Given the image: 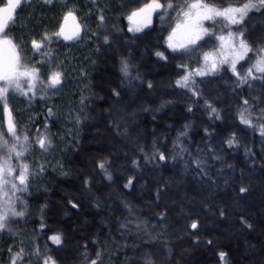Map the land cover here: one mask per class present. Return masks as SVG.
Returning a JSON list of instances; mask_svg holds the SVG:
<instances>
[{"label":"trees","instance_id":"16d2710c","mask_svg":"<svg viewBox=\"0 0 264 264\" xmlns=\"http://www.w3.org/2000/svg\"><path fill=\"white\" fill-rule=\"evenodd\" d=\"M30 1L35 12L49 15L46 22L53 32L68 10L80 17L85 28L77 41L85 51L80 63L86 82L73 91L68 116L37 97L35 103L43 108L38 118L17 124L18 135L30 138V151L11 163L27 164L30 174L25 188L13 197L15 210L24 216L11 217L0 230V264H10V256L21 248L23 264H35L29 257L37 246L58 264H89L98 251L103 253L102 264H143L146 253L155 264H264V140L259 130L264 119H257L264 116V106L253 99L264 97L259 74L255 81L239 84L223 65L214 74L192 78L190 87L199 95L177 87L176 80L185 74L177 65L189 71L201 67L202 53L219 46L212 39L183 56L165 51L185 0H175L177 8L163 24L154 14L152 24L139 32L129 31L137 22L127 17L149 0ZM206 2L222 6L221 0ZM234 2L223 0V5ZM204 26L217 35L245 30L257 44L264 38V15L258 12L251 13L242 28H225L223 33L222 22ZM11 37L21 49V63L40 68L32 65L13 33ZM64 40L55 35V41ZM183 40L178 32L175 42ZM157 51L164 52L167 61L157 57ZM255 58L250 55L237 70L244 74ZM123 61L129 64L128 76L121 72ZM45 70L50 74L60 67L50 61ZM47 81V75L39 77L38 91ZM244 99L255 129L238 118ZM38 130L51 141L46 150L36 143ZM232 133L237 143L229 146L226 140ZM158 153L167 159L159 160ZM101 162L107 175L98 167ZM129 180L132 184L125 187ZM241 187L247 191L241 193ZM193 221L197 230L191 229ZM56 233L62 234V247L48 239ZM221 252L226 253L224 259Z\"/></svg>","mask_w":264,"mask_h":264},{"label":"snow or ice","instance_id":"6c2138e0","mask_svg":"<svg viewBox=\"0 0 264 264\" xmlns=\"http://www.w3.org/2000/svg\"><path fill=\"white\" fill-rule=\"evenodd\" d=\"M52 0H46V3H51ZM94 2V0H93ZM222 6H217L214 3H208L206 0H185V3L179 7L177 12L178 23L172 28L169 35L166 37L167 48L171 49L172 54H178L180 56L190 54L196 51L202 43H207L209 40L215 39L218 41L219 46L212 51H205L202 53L203 65L194 70H187L186 65H177L180 69H185V74L176 80V86L180 88H188L193 92V95H199L194 88L190 85L194 83L193 77L200 76L205 77L208 74L218 72L223 65H227L231 70L232 74L237 78L239 84H247L250 81H255L259 74L262 81H264V38H260V43L257 44L254 40L248 39V32L245 30L231 31L228 30L227 34L217 35L215 30H211L205 27V22H209L215 26L217 23H223L225 27L219 29L221 33L225 31V28H242L247 19H250V14L258 12L264 15V0H236L234 3H228ZM22 6V0H6L2 6H0V51L7 53L5 56H0V102L3 104V113L6 121V132H0V230H4L11 217H23V212H17L16 204L13 197L15 193L25 188L30 174V169L27 164H17L15 167L11 161H22L25 159L26 154L30 151V138L27 135L21 137L18 135L17 122L13 119L12 109L9 108L7 103L9 96H15L16 94L27 96L29 93L35 95V86L39 77L47 75L49 80V87L56 88L57 85H61L63 73L60 71L47 70L41 71L44 68L45 63L50 62V56L46 53L45 60L38 61L41 65L40 68L29 67L21 63V57L17 52L16 45L12 38H9L7 31L9 27L17 23L14 19V13L19 7ZM67 7V5H64ZM177 3L175 0H149L142 7L137 8L128 15L130 22H137L135 29L129 28V31H141L142 28L148 27L153 22V15H159L161 23L170 16L173 10H176ZM64 24L60 26L58 32L54 33L56 36H63L65 40L77 39L81 36L82 27L79 23H76L75 11L70 9L64 14ZM71 20L73 27L71 30H66L65 24ZM100 22H103L104 16L99 17ZM99 32V29H98ZM178 32L184 34V40L181 43L175 42V37ZM97 38L99 35L97 34ZM51 40V36L48 33H44L40 40L32 39L31 49L34 53H39L44 47L46 42ZM104 43L109 42V36H103ZM180 49L181 51H178ZM155 55L165 61L168 57L164 55V52L157 51ZM254 55L256 58L252 62L244 74H241L237 69L238 65L242 67V63H248V57ZM121 72L125 76L129 75V64L123 61L121 64ZM26 85V88L24 87ZM149 84V88H151ZM119 95V93H115ZM253 99H259L260 105L264 106V97H254ZM207 107L211 109V113H215L219 118L217 109L206 101ZM243 107L238 112V118L240 123L255 129L256 125L253 124L252 114L249 112V101L247 99L242 100ZM191 111V109H189ZM261 112L264 113V107H261ZM51 114V109H49ZM257 119H264V116L257 117ZM187 128V125H185ZM47 130V125H45ZM259 130L262 140H264V123L259 125ZM207 134V133H206ZM8 137V139L5 138ZM12 140L9 144L8 140ZM40 150H46L47 146L51 143L47 136L39 134L37 141ZM229 146L237 143V137L235 133L226 140ZM214 151V150H213ZM157 155L153 153V157ZM148 159L149 157H145ZM159 160H166L167 157L164 153H158ZM220 159V157H214ZM135 164L136 162L133 161ZM199 167L200 161H196ZM98 167L105 171V163H99ZM231 167V165H229ZM19 175H16V173ZM206 174V173H205ZM108 179L111 176L108 175ZM87 184V181L85 182ZM132 184L129 180L125 187ZM241 193L247 191L245 187L239 189ZM11 193V195H10ZM16 200L19 197H15ZM72 207H77L73 204ZM127 207V205H126ZM129 214H131V208H128ZM220 215L223 216L224 212L221 211ZM242 223H246L243 221ZM125 227V225H121ZM247 227L251 228L252 225L246 224ZM191 229L197 230L198 223L193 221ZM55 245L63 246L62 234L56 233L48 237ZM99 243V241H95ZM211 243V242H209ZM11 253V249L9 250ZM24 249L21 248L19 252L10 256V264H23ZM102 251L96 253V258L92 259L89 264H102ZM220 258L224 259L226 253H219ZM84 259L87 260L88 253H83ZM151 253H146L143 257V264H155V261L150 259ZM35 258V264H58V261L52 256H43L39 246L36 247L35 251L31 253L29 259Z\"/></svg>","mask_w":264,"mask_h":264},{"label":"rangeland","instance_id":"374dc122","mask_svg":"<svg viewBox=\"0 0 264 264\" xmlns=\"http://www.w3.org/2000/svg\"><path fill=\"white\" fill-rule=\"evenodd\" d=\"M3 1L4 0H0V6L3 5ZM25 2H27V4L29 3L28 0H25ZM28 11H30L29 14H27ZM19 14L20 15L15 19L17 23L9 27L7 31L8 37L12 38L11 34L13 33L18 41L23 44L22 51L32 61V65H36L38 61L45 60V54L47 53L50 56V61L60 67V72L63 73V76L61 85H57L56 88H50L49 81H47L43 88L38 91L37 82L35 86V95H31L32 93H29L27 96H22L19 94H16L15 96L10 95L7 103L9 108L12 109L13 119L17 122V124H22L38 118V115L43 110V108H39L35 103L34 100L37 97L39 99H48L47 101H50L51 104L56 105L57 111L61 115L68 116L71 111V96L73 91L83 87L86 82V75L84 73L82 64L80 63L81 60L85 58V51H81L82 44H79V41H77L81 36L77 39L57 42L55 41L54 33L49 34L48 31V34L51 36V40L45 43L44 47L39 53H34L31 49V41L32 39L40 40L44 33H47L45 29L46 25H48L46 21L49 15H40L35 12V10H28V5H24ZM25 14L27 17H25ZM40 16L42 18H40ZM75 16L77 19L76 21L81 25L82 30H84L85 26L82 24L80 17H78V15ZM37 17L40 18L41 22L36 19ZM62 20L63 18L60 20L58 29H60V26L62 25ZM49 27L50 24L47 26V29H49ZM59 43L60 46H56V44ZM16 48L20 56L21 49L19 50L17 45ZM5 55H7V53L4 52L3 56ZM38 92L41 94L39 95ZM0 127H3L4 132H6L7 126L3 113L2 102H0Z\"/></svg>","mask_w":264,"mask_h":264},{"label":"flooded vegetation","instance_id":"af4514ba","mask_svg":"<svg viewBox=\"0 0 264 264\" xmlns=\"http://www.w3.org/2000/svg\"><path fill=\"white\" fill-rule=\"evenodd\" d=\"M28 4H27V2H25V0H22V6L21 7H19L18 9H17V11L14 13V19H16V17H18L20 14H19V12L22 10V7L25 5H28V10L29 9H31V10H33L32 8L34 7L33 6V2H31L30 0H28ZM36 10V9H35ZM30 13V11H28V13L27 14H29ZM25 17H27V15L25 14ZM62 18H63V16H62ZM61 18V19H62ZM77 20V19H76ZM65 22H64V19L62 20V24H64ZM76 23H78L77 21H76ZM47 24L49 25V23L47 22ZM48 25H46V32L48 33V31H49V33H56V32H58L59 31V29H58V27H59V25H58V27H57V30L55 31V32H53V31H51V30H49V29H47V26ZM73 27V22L71 21V20H69L68 22H67V24H65V28H66V30H71V28ZM4 53V52H3ZM3 53H2V51H0V56H3ZM13 115V114H12ZM7 126V125H6Z\"/></svg>","mask_w":264,"mask_h":264}]
</instances>
